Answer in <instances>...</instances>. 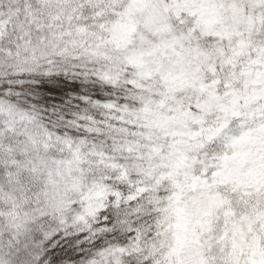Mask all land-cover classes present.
Masks as SVG:
<instances>
[{
    "label": "snow or ice",
    "instance_id": "1",
    "mask_svg": "<svg viewBox=\"0 0 264 264\" xmlns=\"http://www.w3.org/2000/svg\"><path fill=\"white\" fill-rule=\"evenodd\" d=\"M0 264H264V0H0Z\"/></svg>",
    "mask_w": 264,
    "mask_h": 264
}]
</instances>
